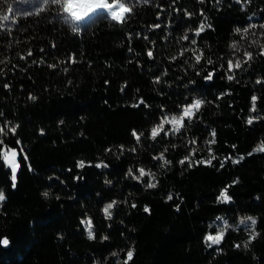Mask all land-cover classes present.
Wrapping results in <instances>:
<instances>
[{
	"label": "trees",
	"instance_id": "16d2710c",
	"mask_svg": "<svg viewBox=\"0 0 264 264\" xmlns=\"http://www.w3.org/2000/svg\"><path fill=\"white\" fill-rule=\"evenodd\" d=\"M125 2L133 11L124 23L100 12L74 33L50 0H0V17L9 16L0 20V127L18 126L0 138L20 164L13 187L0 161V240H8L0 264H124L129 250L128 264H264V151L255 150L264 145V0ZM253 24L243 39L235 32ZM192 48L204 53L199 64L191 51L179 55ZM245 50L253 59L227 73ZM193 98L204 101L193 119L152 140L160 118ZM133 130L144 133L139 143ZM161 153L167 164L153 159ZM130 168L155 179L135 180ZM226 187L231 200L221 203ZM247 217L258 235L245 247ZM221 229L220 244L209 247L205 237Z\"/></svg>",
	"mask_w": 264,
	"mask_h": 264
},
{
	"label": "snow or ice",
	"instance_id": "6c2138e0",
	"mask_svg": "<svg viewBox=\"0 0 264 264\" xmlns=\"http://www.w3.org/2000/svg\"><path fill=\"white\" fill-rule=\"evenodd\" d=\"M44 2L48 3L49 0H44ZM50 2L53 5L59 6L60 12L62 14H64V19L66 21H70L72 23V25H73L72 31L74 33L80 31L79 25L81 23L86 22L89 18L97 15L100 12L105 13L106 17L110 18L112 21H114L118 24H122V23H124L127 16L133 11L132 7H130L129 4L125 2V0H50ZM217 2H219V0H217ZM237 2L239 3L240 0H237ZM41 10H43V9H41ZM8 11L11 12L12 8L9 7ZM186 15L191 16V13H186ZM201 15H203V12H201ZM8 19H9V16H7V15L0 17V20H8ZM153 27L158 28V27H160V25H154ZM255 27H257V26L253 24V25H249L248 27H245L243 29L236 28L235 32L238 34H242L241 38L243 39L244 37L247 36V34L250 32V30L255 28ZM259 27L264 29V24L259 25ZM204 29H205V24L201 23L193 31V34L195 36H199L201 34V32L204 31ZM261 35L264 36V33H261ZM145 39H147V37H145ZM181 39L185 40V41L189 40L188 34L185 33V35L182 36ZM257 43H258V41H255V40L252 41V44H257ZM191 44L195 45L196 40L192 39ZM231 47L233 48L234 52L240 51V48L238 47L236 42H233ZM259 47H260V53L259 54L261 56H264V44H260ZM187 51L192 52L194 60L197 64H199L201 62L202 58L204 57V53L197 48L183 49L179 53V55L182 56ZM27 55L31 56L32 52L29 51L27 53ZM147 55L151 58L153 56V52L151 50H149ZM24 58H25L24 56H21V59H24ZM172 59L175 60L176 57L174 56V57H172ZM252 59H253V53L245 50L243 53V60H241V59H235V60L229 59L228 60V62H227V73H232L235 70L240 69L242 67V64H247ZM71 62L75 63V60L72 59ZM208 63L211 64L212 61L209 59ZM49 67H55V65H49ZM213 75H214L213 72H209L208 75L205 77V79L211 80L213 78ZM227 79L232 80L233 76L227 75ZM159 81H160V78L157 77L156 82L158 83ZM257 83H261V81L258 80ZM7 87H9V86L6 84L5 88H7ZM29 98L32 100L36 99V97H34V96H30ZM252 101H253L252 110L255 111V101H256L255 96L252 97ZM140 103L143 104L144 101L141 100ZM203 104H204V101L202 99L193 98L190 103L181 106V111L178 114H173L171 116L163 115L160 118L159 123L155 124L151 128V130H150L151 139L156 140L157 137H159L161 134L167 136L169 133H172V134L179 133L181 131V129H183L185 127V122L186 121L190 122L193 119V117L195 116V114L200 111L201 106ZM133 106L135 107L137 105H133ZM145 107H147V105H145ZM248 123L251 124L252 120L249 119ZM166 125H170V127L166 128L165 127ZM17 127L18 126H8V125H5L4 127H0V137L5 135V128H7L8 133L15 135ZM131 134L135 138L137 143L140 142L141 137L144 135V133H142V132L137 133L135 130H133ZM211 135H212L213 139L211 141H209V143H215V139H214L215 131H213L211 133ZM17 143L19 144V141H17ZM190 143L195 144L196 141L192 140V141H190ZM121 147H123V146H121ZM134 150L135 149H133V151ZM255 150L264 151V145H261L258 149H255ZM106 151H111V149H106ZM194 151H195V149H193V152ZM17 155H18L17 151L15 149L8 147L5 144V141L2 138H0V161H2V163L10 169L13 187L16 186L17 171L20 168V164L17 161ZM24 159L27 160V157L25 156ZM153 159L162 160V161H164V164L168 163V161H166L164 159V153H161L157 157H153ZM212 159H215V157H212ZM212 159H209L207 161H199V163L211 164ZM186 161H189V167H191L192 165H191L189 157H185L183 160L180 161V163L184 164ZM232 162L233 163H239L238 160H234ZM222 166H223V164H221V167ZM77 167L78 168H84L85 163L83 161H77ZM95 167L96 168H101V167L106 168V167H108V165L104 164L103 162H100V163H97L95 165ZM136 171L139 173V175H135L133 173V169L130 168L128 170V175L131 176L135 180H140L141 178H143L145 176H149L150 181L155 179L153 173L146 172L145 169H143V168L137 169ZM105 182L111 183V181H105ZM234 183H235V181H234ZM147 187L148 188H155L156 183L149 182L147 184ZM43 195L45 197H47L48 193L45 192ZM4 199H5V194L3 191H0V201H4ZM168 199L171 200L172 196L169 195ZM218 200L221 203H227L231 200V197L228 195V192H227V187L225 189L221 190V193H220V196L218 197ZM115 204H116V201H112V202L106 204L104 206V208L102 209L106 219H111V215H112L111 209H113ZM132 207H136V205L133 204ZM144 211L148 212L149 209L147 207H145ZM81 223L85 227L88 239L89 240L95 239L96 236H95L94 231H93V225H92L91 219L82 220ZM256 223H257V221L253 217H247V218L242 219L240 221V224L246 225L247 230H248V241L245 244V247H247V244L251 243L256 238V236L258 235V233L255 231ZM227 227H229V225H227V223H225L224 228L226 229ZM223 237H224V229H221V231L218 232L214 236L213 235H207L205 237V241L208 242V246L211 247L212 245L220 244ZM104 239H107V237H104ZM0 245L7 246L8 240L7 239L0 240ZM237 247H239V245H237ZM112 255H116V253H113ZM132 257H133V252L131 250H129L127 252V260L124 262V264H128V261H130L132 259Z\"/></svg>",
	"mask_w": 264,
	"mask_h": 264
},
{
	"label": "rangeland",
	"instance_id": "374dc122",
	"mask_svg": "<svg viewBox=\"0 0 264 264\" xmlns=\"http://www.w3.org/2000/svg\"><path fill=\"white\" fill-rule=\"evenodd\" d=\"M10 148H12V149H15L16 150V148H14V147H10ZM17 151V150H16ZM7 167V166H6ZM8 168V167H7ZM9 169V168H8ZM9 172H10V178H11V171H10V169H9Z\"/></svg>",
	"mask_w": 264,
	"mask_h": 264
}]
</instances>
